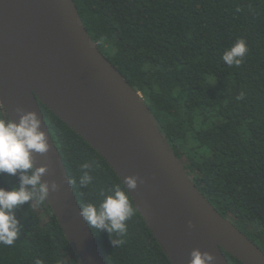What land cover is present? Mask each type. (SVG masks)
<instances>
[{
	"label": "trees",
	"instance_id": "trees-1",
	"mask_svg": "<svg viewBox=\"0 0 264 264\" xmlns=\"http://www.w3.org/2000/svg\"><path fill=\"white\" fill-rule=\"evenodd\" d=\"M74 1L89 35L141 93L187 174L264 251V0ZM238 39L248 52L241 66L229 67L222 55ZM39 104L80 206L98 204L115 185L125 188L97 150ZM0 118H8L1 104ZM84 163L93 165L88 188L78 184ZM18 185V175L0 176V187ZM15 214L21 234L13 246L0 245V264H82L48 200L30 201ZM127 224L118 247L107 231L91 228L109 264H172L137 209ZM223 251L231 264H243Z\"/></svg>",
	"mask_w": 264,
	"mask_h": 264
},
{
	"label": "water",
	"instance_id": "water-1",
	"mask_svg": "<svg viewBox=\"0 0 264 264\" xmlns=\"http://www.w3.org/2000/svg\"><path fill=\"white\" fill-rule=\"evenodd\" d=\"M39 101L97 150L123 184L139 178L128 193L172 264H190L194 249L211 253L215 264H231L223 250L243 264H264V251L187 174L141 93L89 35L75 1L0 0V104L16 122L18 108L37 113L51 147L34 154L35 166L47 165L42 179L60 185L48 203L82 264H109L80 215Z\"/></svg>",
	"mask_w": 264,
	"mask_h": 264
},
{
	"label": "clouds",
	"instance_id": "clouds-1",
	"mask_svg": "<svg viewBox=\"0 0 264 264\" xmlns=\"http://www.w3.org/2000/svg\"><path fill=\"white\" fill-rule=\"evenodd\" d=\"M248 52L247 42L238 39L234 45L225 50L223 62L229 67H239ZM241 92L236 99H244ZM19 121L11 118H0V176L19 177V185L11 190L0 187V245L13 246L21 234V222L16 217V209L28 202H45L50 192L58 191L60 185L51 184L42 178L48 172V166H35L34 154H45L50 150L47 134L42 130V122L35 112H24L18 108ZM93 165L84 163L80 166L78 180L80 188H88L93 182L91 170ZM138 177L126 178V190L115 185L109 194L101 193L103 199L97 203H86L80 208V215L85 222L99 233L107 231L111 243L118 247L125 243L128 234L127 222L135 215L136 209L129 199L128 189H136ZM75 183V181H69ZM115 235V239H113ZM215 257L209 252L194 249L191 252L190 264H215ZM35 264H43L39 259Z\"/></svg>",
	"mask_w": 264,
	"mask_h": 264
}]
</instances>
